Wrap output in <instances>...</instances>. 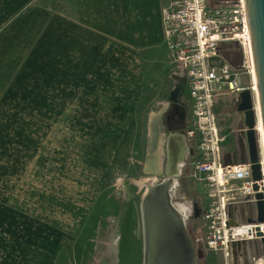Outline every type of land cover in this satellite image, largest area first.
I'll return each mask as SVG.
<instances>
[{
	"label": "rangeland",
	"instance_id": "obj_1",
	"mask_svg": "<svg viewBox=\"0 0 264 264\" xmlns=\"http://www.w3.org/2000/svg\"><path fill=\"white\" fill-rule=\"evenodd\" d=\"M64 2L37 0L35 5L60 10ZM137 72L131 101L130 85L124 84L127 95L118 116L108 115L100 100L38 101L35 67L19 68L0 83V264H35L37 251L51 255L48 264H143L144 183L163 180V170L168 177V139L158 153L157 174L148 171L150 125L160 105L176 116L183 112L188 125L192 116L187 91L180 104L183 110L171 103L175 68L164 48L140 49ZM126 73L124 69V78ZM217 101L228 111L219 115L220 131H234L224 152L233 164L247 163L244 121L235 97ZM167 113L161 125L169 136ZM177 180L174 202L187 206L188 213L192 202L195 206V219L188 214L186 222L194 231L190 236L198 264H223L221 254L197 244L204 234L205 187L188 177ZM39 236L52 237L41 251ZM259 261L264 264L260 241L244 246L238 260L231 258L234 264Z\"/></svg>",
	"mask_w": 264,
	"mask_h": 264
},
{
	"label": "built area",
	"instance_id": "obj_2",
	"mask_svg": "<svg viewBox=\"0 0 264 264\" xmlns=\"http://www.w3.org/2000/svg\"><path fill=\"white\" fill-rule=\"evenodd\" d=\"M162 23L174 86L185 84L192 116L185 134L189 153L177 179L188 177L206 189L204 234L197 244L221 254L223 264H234L231 258H241L245 244L264 238L256 210V195L264 194V169L262 180L254 181L249 161L229 163L224 152L229 135L220 131L216 109L219 98L233 96L237 105L242 92L257 91L245 0H163ZM233 44L238 61L229 57Z\"/></svg>",
	"mask_w": 264,
	"mask_h": 264
},
{
	"label": "crops",
	"instance_id": "obj_3",
	"mask_svg": "<svg viewBox=\"0 0 264 264\" xmlns=\"http://www.w3.org/2000/svg\"><path fill=\"white\" fill-rule=\"evenodd\" d=\"M36 1L0 0V83L19 68H38V101L100 100L108 115H121L124 84L130 85L131 101L137 83L140 49L158 46L171 56L163 0H65L60 10ZM51 238L39 236L38 250ZM50 257L37 251L32 260L48 264Z\"/></svg>",
	"mask_w": 264,
	"mask_h": 264
},
{
	"label": "water",
	"instance_id": "obj_4",
	"mask_svg": "<svg viewBox=\"0 0 264 264\" xmlns=\"http://www.w3.org/2000/svg\"><path fill=\"white\" fill-rule=\"evenodd\" d=\"M245 4H246L249 30L252 39L253 60H254L256 77H257V91L260 100L261 119H262L263 131H264V0H245ZM179 84L182 85V92L179 96L178 102L177 103L171 102V103L176 104L179 110L180 109L183 110V107L180 104L182 97L185 93V84L183 82L177 83L174 86V88H176ZM253 94L250 90H246L242 92L239 97V102L236 105V109H237V113L242 116L244 121L245 128L243 132L245 134V143L247 147L248 161L252 165L253 179L254 181H260L262 180V173H261L262 152H261V144L259 140L260 134L259 131L257 130L258 118L256 112L255 95ZM161 110H162V106L160 105V107L157 108L155 114L159 115ZM167 111L168 108L164 110L161 117L158 116V118L153 124V136L151 140H149V138L147 140V149L149 155L146 156V161H149V159L152 158L153 154L157 150L161 134H163V137H165V139H167V137H169L172 134H180L184 138L182 144L186 149V155L183 161L184 164L189 153V149L186 144L185 133L181 131L170 132L169 136L164 135L163 130L161 133V129H162L161 121L164 114L167 113ZM175 148H172V156H173L172 162H174L175 159L174 155L177 152V147ZM164 157L166 159L165 160V168H166L169 162V153L166 152ZM228 157L230 159V155H228ZM150 163L152 169H154V165L152 164V162ZM181 167L178 176L175 177L176 180L181 174ZM155 169L158 171V167L156 166V164H155ZM165 175L166 174L163 170V172L161 173L163 179H165ZM174 189L170 190L171 192H169V194L173 195V201H174ZM254 189L257 191L258 186L255 185ZM160 198L161 197L159 196L157 200H159ZM160 206H161L160 207L161 210L157 209L156 212L153 209H151L150 206L146 209L147 264H198V259H196V261H193V258H195V250L197 252L194 239L192 238L191 240L190 238H188L186 239L187 242L186 243L183 236L182 235L180 236L181 240H183L187 244L186 254H184V252H181L180 246L175 247L176 245L174 242H179V241H177L176 238L174 237L175 230L178 229V228L175 229L174 226H177L178 224L175 219H172V217L168 218L166 216L167 210L164 199L163 202L160 203ZM256 210L258 213L257 222L264 223L263 193H259L256 195ZM251 221L252 220H250V222ZM261 243L264 246V238L261 240Z\"/></svg>",
	"mask_w": 264,
	"mask_h": 264
},
{
	"label": "bare ground",
	"instance_id": "obj_5",
	"mask_svg": "<svg viewBox=\"0 0 264 264\" xmlns=\"http://www.w3.org/2000/svg\"><path fill=\"white\" fill-rule=\"evenodd\" d=\"M253 76H254V88L257 89V80H256V73L255 72L253 73ZM181 92H182V85L179 84L172 91L170 100L174 103H177ZM255 103H256V112H257V118H258L257 130L259 131V134H260L259 140H260L261 152H262V167L264 169V131H263V125H262V119H261L260 100H259L258 91H255ZM164 110H165V106L162 105V110L160 111L159 115L155 114L153 116V119H152V122L150 125L149 140H151V138L153 136V124L156 121V119L158 118V116L161 117ZM161 133H162V129H161ZM162 137H163V134H161V136H160L157 150L153 154L152 158L149 159V161H147L148 166H149L148 171L154 172V174H157L156 173L157 171L155 169V164L158 167V162H157L158 156H159L158 153L160 151V147L162 146V143L164 142ZM168 139H169V142H168L169 162L167 165L168 177L166 179H163V180H159L157 178H154V179L144 183V184H146L147 188H146L145 195H144L142 202H141L143 240H144L143 264H147L146 209L150 206V208L156 212L157 209H160V207H161L160 203L163 202V199L165 201L166 210L168 212V213L166 212V216L168 218L172 217V219H175L177 224H178L177 226H174L175 229L178 228L177 230H175V234H174L175 236L174 237L176 238L177 241H179V242H174L176 245L175 247L180 246L181 252H184V254H186V251H187L186 239L190 238L192 240L190 234L188 233L187 222H186L187 216L189 214L188 213L189 212L188 207L185 205H182V204L175 203L173 201V195L169 194V192H171L170 190H172L178 186V183H177V180L175 177L178 176V174L180 172V167L182 166L185 155H186V149H185L184 145L182 144L183 138L180 135H173ZM180 145H181V147H180ZM175 147H177V152L174 155V157H175L174 162H172V157H173L172 156V148H175ZM147 155H149V154H147ZM150 162H152V164L154 165V169L151 168ZM159 175H161V173H159ZM159 196L161 198L159 200H157V198ZM181 235L183 236L186 243L183 240H181V238H180ZM246 245L247 244H245V246ZM174 250H175V248H174ZM186 257H187V255H186ZM196 259H198V254L195 250V258H193V261H196ZM259 264H262V262L259 261Z\"/></svg>",
	"mask_w": 264,
	"mask_h": 264
},
{
	"label": "flooded vegetation",
	"instance_id": "obj_6",
	"mask_svg": "<svg viewBox=\"0 0 264 264\" xmlns=\"http://www.w3.org/2000/svg\"><path fill=\"white\" fill-rule=\"evenodd\" d=\"M229 57L230 58H232V59H234V60H236V61H238L239 60V58H240V55H239V53L237 52V51H232V52H230L229 53ZM184 114H183V112H180L179 111V115L178 116H176V118H173V122L175 123V125L177 126V127H179V128H181V127H184V126H186L185 127V129H183L182 128V130H181V132H184L185 134H186V130H187V128H188V119H187V117L186 116H183ZM169 123L171 124V125H173V123L171 122V120L169 119ZM237 132V131H236ZM171 137V135L169 136V137H167V139L168 138H170ZM180 147H181V145H180ZM167 148V152H168V146L166 147ZM181 149V148H180ZM152 168V167H151ZM193 205H194V203H193ZM194 207V206H193ZM246 213H245V209H242L241 211H240V215L242 216V217H244V215H245ZM195 216H196V214H195V207L193 208V215L191 216V218L192 219H195Z\"/></svg>",
	"mask_w": 264,
	"mask_h": 264
},
{
	"label": "trees",
	"instance_id": "obj_7",
	"mask_svg": "<svg viewBox=\"0 0 264 264\" xmlns=\"http://www.w3.org/2000/svg\"><path fill=\"white\" fill-rule=\"evenodd\" d=\"M234 50L236 51L237 48L235 47ZM227 112H228L227 110H224V111H220V112H218V114H219V115H220V114H224V113L226 114ZM173 118H176V115H175V112L173 111V109H170V110L168 111L167 115H166V121H165L166 129H167L169 132H177V131H181L182 128L185 129L186 126L181 127V128L177 127V126L175 125V123L173 122ZM169 119L171 120V122L173 123V125H171V124L169 123ZM182 131H183V130H182Z\"/></svg>",
	"mask_w": 264,
	"mask_h": 264
}]
</instances>
